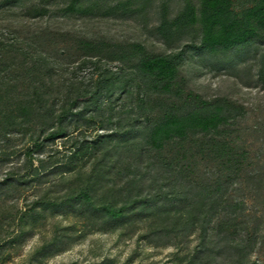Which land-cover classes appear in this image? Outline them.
Returning a JSON list of instances; mask_svg holds the SVG:
<instances>
[{"label": "rangeland", "instance_id": "obj_1", "mask_svg": "<svg viewBox=\"0 0 264 264\" xmlns=\"http://www.w3.org/2000/svg\"><path fill=\"white\" fill-rule=\"evenodd\" d=\"M40 1L24 0L16 9L12 8L6 25H18V30L25 32L35 31L44 43H54L52 49L66 50L79 58L84 57L80 40L101 43L104 53L112 56L131 46H137L150 55L175 51L152 31L157 23V16L153 13L147 25L135 18L117 16L61 17L58 9L64 7V0H49L48 4ZM178 2L171 1L172 11H176ZM229 2L230 10L240 16L244 10L255 6L258 0ZM31 4L39 5V10L48 11L47 14L25 17ZM87 60L90 59H75L66 77H72L77 82L95 83L106 71L107 75L118 73V63L112 58L95 66ZM245 63L249 71L242 66L241 73L236 74L233 70L216 69V65L207 58H192L177 79L181 98L173 93L156 95L147 100L145 107L149 110L152 102L159 101L169 106L173 103L179 108L200 100L226 99L242 108V118L232 128L239 138L231 146L237 148V155L243 150L246 152L241 156L242 171L239 173L245 189L242 194L235 195L242 196L246 202L245 213L251 220L247 225L251 230L256 220L264 227V199L261 197L264 192L254 197L258 194L245 181L253 171L264 168V90L256 82L257 64L254 59L249 58ZM129 91L123 96H118L117 92H104L94 97L99 101L98 105L107 107L108 111H86L79 116V120L68 123L66 130L69 137L46 143L45 148L33 152L32 165L28 164V157L24 155L25 150L32 147L27 141L29 134L26 131L21 134L15 129L13 136H6L8 141H0V183L6 177L8 179L0 186V264H188L199 244L198 229L187 231L176 230L175 227L172 231L170 223L161 220L160 211L142 201L153 200L160 187L161 192H169L170 180L180 172L181 167H184L182 175L188 171L190 182L212 185L221 163H226L216 156L213 142L198 139L190 147L184 144L180 152L171 145L162 152H156L140 145L139 133L133 138L120 139L123 143H120L119 151L109 154L104 162L98 164L105 174L100 177L102 183L94 194L91 193L94 206L78 196L94 164L101 159L103 148L95 151L93 142L99 136L114 135L119 126H123L121 130L128 128L124 126L125 114L111 117L112 113H125L133 107V103L138 108L139 102L144 100L142 92L136 87ZM82 109L83 104L75 111L78 113ZM139 119L144 122L141 117ZM98 120L103 122L98 123ZM118 141L117 137H113L111 145H117ZM83 142L89 144L88 149L75 155ZM126 142L128 148L124 147ZM181 155H184L183 159ZM134 174L142 177L134 184L133 189H142L137 197V193L129 195L119 190L131 184ZM21 178L23 182L20 183L17 180ZM109 188L111 191H108ZM100 198H104V203L112 202L116 209L126 205L123 215L119 218L105 215L97 203ZM174 212L175 209L170 216ZM178 212L180 215L181 211ZM211 221L210 226H214L215 217ZM249 260L264 264V242L257 244Z\"/></svg>", "mask_w": 264, "mask_h": 264}, {"label": "trees", "instance_id": "obj_2", "mask_svg": "<svg viewBox=\"0 0 264 264\" xmlns=\"http://www.w3.org/2000/svg\"><path fill=\"white\" fill-rule=\"evenodd\" d=\"M48 1L41 0L40 3L48 4ZM171 1L64 0V7L58 9L61 17L117 16L135 18L147 25L153 13L157 16V23L152 31L168 48L175 49L165 55H150L137 46H131L112 56L104 53L101 43L80 40V50L84 52V57L91 60H87L90 64L95 66L111 58L118 63V73L107 75L106 71L95 83H84L66 77L75 59L84 57L52 49L54 43L45 44L35 31L25 32L18 30V25H6L10 16L8 12L24 0H0V141H8L6 136H13L15 129L21 134L26 131L29 134L27 141L34 149L28 147L24 155L28 157V164L32 165L33 152L45 148L46 143L69 137L66 130L68 123L79 120V116L86 111H108L107 107L98 105L99 101L94 97L104 92L128 95L129 90L136 87L142 92L144 100L139 104L137 102L138 108L133 103V107L125 113H112L111 117L125 114L124 126L128 128L121 130L123 126H119L114 135L99 136L93 142L95 151L103 148L101 159L94 164L78 196L94 206L92 194L102 183L100 177L105 174L98 164L104 162L109 154L119 151L123 143L120 139L133 138L139 133L140 145L156 152H162L170 145L180 152L184 144L190 147L198 139H207L213 142L218 159L226 161L224 165L221 163L212 185L190 182L188 171L182 175L184 167H181L180 172L170 180L169 192H161L160 187L153 200L142 202H148V206L160 211L161 220L170 223L172 231L175 227L176 230L187 231L198 229L199 244L188 264L198 261L200 264H255L249 256L260 241L264 242V227L256 220L250 230L247 224L251 220L245 213L246 202L242 196L235 195L242 194L245 189L239 173L242 171L241 156L246 152L243 150L237 155V148L231 146L239 138L232 128L242 118V108L226 99L200 100L179 108L173 103L166 105L163 101L152 102L149 110L145 106L147 100L156 95L173 93L175 97L181 96L177 79L192 58H207L216 65V69L233 70L236 74L241 73L242 66L249 71L245 62L249 58L254 59L257 64L256 82L264 90V0H258L255 6L244 10L240 16L230 10L229 0H178L176 11L170 8ZM47 12L39 10V5L31 4L25 17H40ZM88 102L92 104L88 106ZM81 104L83 109L77 113L75 110ZM140 117L146 125L141 126L144 122ZM113 137L118 138L117 145H111ZM104 143L108 146L101 147ZM88 145L83 142L75 155L86 151ZM124 145L129 147L127 142ZM137 176L134 174L131 184L119 190L139 196L142 189H133L142 178ZM250 176L245 181L258 194L254 197L261 196L264 192V168L253 171ZM7 180V177L3 179L0 186ZM17 181L21 183L23 178ZM261 197L264 199V195ZM104 202V198L97 200L105 215L112 218L123 215L126 205L116 209L112 202ZM173 209L175 212L170 216ZM178 211H181L180 215ZM213 217L215 225L210 226Z\"/></svg>", "mask_w": 264, "mask_h": 264}]
</instances>
